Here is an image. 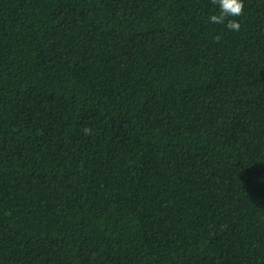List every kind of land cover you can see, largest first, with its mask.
<instances>
[{"label": "trees", "instance_id": "trees-1", "mask_svg": "<svg viewBox=\"0 0 264 264\" xmlns=\"http://www.w3.org/2000/svg\"><path fill=\"white\" fill-rule=\"evenodd\" d=\"M0 0V264H264V0Z\"/></svg>", "mask_w": 264, "mask_h": 264}, {"label": "clouds", "instance_id": "clouds-1", "mask_svg": "<svg viewBox=\"0 0 264 264\" xmlns=\"http://www.w3.org/2000/svg\"><path fill=\"white\" fill-rule=\"evenodd\" d=\"M217 11L208 16V23L223 24L230 31L239 32L241 24L236 19L244 11V0H213Z\"/></svg>", "mask_w": 264, "mask_h": 264}]
</instances>
